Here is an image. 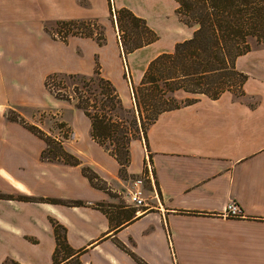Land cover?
Instances as JSON below:
<instances>
[{
    "label": "crops",
    "instance_id": "crops-1",
    "mask_svg": "<svg viewBox=\"0 0 264 264\" xmlns=\"http://www.w3.org/2000/svg\"><path fill=\"white\" fill-rule=\"evenodd\" d=\"M164 1L0 0V264H55L54 221L74 252L58 264H264V46L236 59L247 74L241 96L177 89L194 99L150 124L145 147L160 196L140 209L127 186L143 168L142 138L130 143L123 178L118 158L93 137L91 118L46 85L51 73L99 66L126 103L149 62L181 40L145 52L160 35L126 53L117 12L126 7L154 30L151 18L177 26L166 20L168 4L176 12L178 2ZM67 19L97 21L104 38L55 35L49 23ZM12 112L60 140L78 163L44 155L46 139ZM231 200L240 216L224 215Z\"/></svg>",
    "mask_w": 264,
    "mask_h": 264
},
{
    "label": "trees",
    "instance_id": "trees-1",
    "mask_svg": "<svg viewBox=\"0 0 264 264\" xmlns=\"http://www.w3.org/2000/svg\"><path fill=\"white\" fill-rule=\"evenodd\" d=\"M176 1L177 11L185 21L197 27L191 37L178 41L172 51L161 52L149 62L142 80L133 88L137 111L124 105L117 88L101 73L99 66L92 74L51 73L46 78V85L51 91L59 97L74 99L77 106L91 118L93 137L118 158L121 172L126 171L130 163V143L136 137L132 127L139 129L146 123L150 126L163 110L175 107L167 104L171 100L170 93L177 89L205 93L214 98L225 90L236 92L234 85L242 88L247 79V74L236 67L237 57L252 49V39L264 43V0ZM126 16L146 29L141 40L132 45H127L125 38H122L126 53L159 37L158 33L147 25L145 19L126 7L117 12L121 29ZM91 22L67 19L57 23L66 25V34L61 35L66 37L71 33L93 35L94 31L89 26ZM73 23H77L79 28L83 24L86 29H73V26H70ZM98 38L102 40L104 36L98 35ZM61 75L72 78L73 91L63 92L61 88L53 86V79ZM240 92H243V89ZM11 116L20 119L46 139L48 146L44 155L49 150L53 152L48 155L50 157H63L68 162L78 163V158L66 151L60 140L46 133L38 125L28 123L16 112H12ZM145 117H148V122ZM142 130L146 135L147 129ZM107 139H110V142ZM112 143H115V146ZM90 178L94 179V176L90 174ZM51 199L58 201L57 198ZM54 227L57 237L54 260L55 264H58L61 257L65 258L74 252L68 243L65 227L56 221ZM6 263L14 264L11 260Z\"/></svg>",
    "mask_w": 264,
    "mask_h": 264
},
{
    "label": "rangeland",
    "instance_id": "rangeland-1",
    "mask_svg": "<svg viewBox=\"0 0 264 264\" xmlns=\"http://www.w3.org/2000/svg\"><path fill=\"white\" fill-rule=\"evenodd\" d=\"M159 2L165 3L164 0H162V1L159 0ZM169 7L170 6L168 4L167 9L168 10L170 9V11H169V19L166 21L169 24L176 23V21H177L178 25L174 26V27L173 26L167 27V25L165 24V21L163 19L160 20V18H158V19L151 18L150 22H157L155 30L159 36L161 35V37H160V41H156L155 44L148 47L145 50V52L148 51V53H151V52L155 51L156 49H158L159 47L169 45L170 40L172 38L173 39L176 38L177 40H182V38L184 39L186 36H190L192 34V31L194 28L191 25H195V24L187 23L185 21L184 17L177 11L176 8H175L176 12H174L171 9V7L170 8ZM92 22H94V23H92ZM92 22H91V25H89V26L93 29L94 32H97L96 35L103 36V33H102L103 28H102L101 24H99L97 21H94V20ZM49 26H50V29L52 31H54V34L57 36H61L62 34L63 35L66 34V32H65L66 25H61V23L59 24L56 22H51V23H49ZM70 26H73V29H86V27H84L83 24H81L80 28L77 26V23H73ZM60 29H62V30H60ZM123 30L124 31L122 33V38L123 39L125 38V42L127 43V45H132V44L140 41L142 34L146 33V31H145L146 29L143 26L135 24L128 16H126V18L123 20ZM177 31H179L180 34L177 35ZM100 33H102V34H100ZM146 35H148V34H146ZM146 35H143V36L146 37ZM259 46H264V43H258L256 40L252 39V47H259ZM132 62H133V59H132ZM136 63H138V67H136V68L142 69L144 61L140 60V61H137ZM52 83H53V86L55 88H61V90L63 92L73 91V84L74 83L72 81V78H70L69 76H66V75L56 76L53 79ZM233 88L236 90V93H239V95L241 96L240 90L242 88H239L238 85H234ZM170 97H171V100L168 101V104H167L168 106L180 105V104L185 103V102L189 101L190 99H192V97L179 96L176 93V90L172 91L170 93ZM124 105L128 108H131L132 110L137 109L136 104H135L134 89L131 90V88H130V98L126 101V103H124ZM147 113L148 112H146V114ZM137 115H138V113H137ZM138 118L140 119L139 115H138ZM147 118L148 117H145V119H147ZM148 121L149 120L147 119L146 122H148ZM148 126L149 125L146 123V124H144V126L142 128H144V130H146L148 128ZM142 128L137 129L135 127H132L131 128L132 132H135L134 136L142 138V136L145 135V132L142 130ZM65 131H66V133H68L67 130H65ZM107 141L110 142V139H107ZM112 145L115 146V143H112ZM46 154L52 155L53 152H50L49 150H47ZM120 175L123 178L128 177V173L125 170L123 172H121ZM134 176H136V175H134Z\"/></svg>",
    "mask_w": 264,
    "mask_h": 264
},
{
    "label": "built area",
    "instance_id": "built-area-1",
    "mask_svg": "<svg viewBox=\"0 0 264 264\" xmlns=\"http://www.w3.org/2000/svg\"><path fill=\"white\" fill-rule=\"evenodd\" d=\"M142 140L145 147V135L142 136ZM128 183L127 196L133 205L139 209L149 206L151 197L158 198L160 196L154 163L147 147H145L142 171L138 175L133 176ZM223 213L226 216H240L243 210L236 200H231Z\"/></svg>",
    "mask_w": 264,
    "mask_h": 264
}]
</instances>
